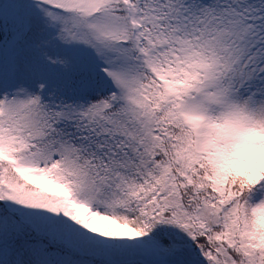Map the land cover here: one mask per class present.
Returning <instances> with one entry per match:
<instances>
[{"label":"snow or ice","instance_id":"6c2138e0","mask_svg":"<svg viewBox=\"0 0 264 264\" xmlns=\"http://www.w3.org/2000/svg\"><path fill=\"white\" fill-rule=\"evenodd\" d=\"M0 264H264V0H0Z\"/></svg>","mask_w":264,"mask_h":264}]
</instances>
